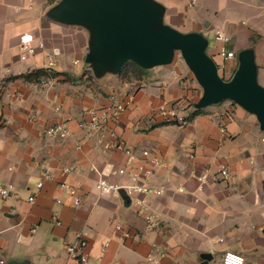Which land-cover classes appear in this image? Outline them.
<instances>
[{"label":"crops","instance_id":"1","mask_svg":"<svg viewBox=\"0 0 264 264\" xmlns=\"http://www.w3.org/2000/svg\"><path fill=\"white\" fill-rule=\"evenodd\" d=\"M147 1L158 8L155 28L206 40L205 52L223 81L231 80L241 54L249 52L264 88V0ZM62 6V0H0V187L11 186L9 195L0 194V259L79 264L66 246L81 234L88 241L87 264H200L208 252L206 264H222L226 250L241 253L244 264H264V130L257 115L231 100L197 107L203 88L176 52L168 63L138 65L124 81L114 59L111 66L104 60L97 76L89 68L78 73L74 66L95 54L98 40L90 22L59 17ZM216 30L228 40H215ZM23 37H31L34 48L25 58ZM221 47L234 56L223 57ZM52 51L55 74L41 78L53 83L12 78L45 70ZM129 95L125 111L104 129L79 127L88 122L87 110ZM170 112L174 118H167ZM57 122L69 126L68 137L46 135ZM100 136L137 154L147 149L157 155L160 164L146 181L162 193L99 195L94 185L100 174L127 182L109 175L125 163L124 151L104 149ZM219 162L228 168L226 179L216 174ZM203 171L204 182L192 176ZM62 181L78 189L80 206L71 205L58 186ZM117 221L130 238L112 234Z\"/></svg>","mask_w":264,"mask_h":264},{"label":"water","instance_id":"2","mask_svg":"<svg viewBox=\"0 0 264 264\" xmlns=\"http://www.w3.org/2000/svg\"><path fill=\"white\" fill-rule=\"evenodd\" d=\"M62 4L59 17L86 20L94 26L98 43L93 53H108L120 65L131 60L145 68L170 62L178 49L203 88L197 107L234 101L255 113L264 130V88L256 83L249 52L241 54L237 71L225 82L205 52L206 40L201 35H185L172 28H155L158 8L147 0H62ZM200 258V264H206L211 254L203 253ZM7 264L19 262L10 260Z\"/></svg>","mask_w":264,"mask_h":264},{"label":"built area","instance_id":"3","mask_svg":"<svg viewBox=\"0 0 264 264\" xmlns=\"http://www.w3.org/2000/svg\"><path fill=\"white\" fill-rule=\"evenodd\" d=\"M214 38L217 41H226L228 37L224 35L222 32L216 30L214 32ZM31 37L22 38L21 50L23 52L22 58H25L27 54H33L34 48L31 45ZM39 47H43V42H37ZM219 53L226 58H230L234 56V52L226 51L223 47L219 48ZM56 65L55 53L48 52L46 55V64L45 70L50 72ZM41 83L50 84L53 83V79L51 77H43L39 80ZM110 104L108 106H104L97 109H89L87 110L88 122H80L79 127L88 126L94 130H102L105 128L107 122L113 118L118 117L121 113H123L129 104L132 101V96H126L125 99H114V97H110ZM60 107L56 105L54 110L58 111ZM167 118H174L175 114L170 112ZM177 123L185 124L186 120L183 118H178L176 120ZM224 131V130H222ZM45 133L51 137L58 138H66L71 134V130L69 126H67L64 122H57L52 125H49L45 128ZM99 142L102 144L104 149L116 148L123 150L126 159L123 166L111 169L109 171V175H121L126 176L127 182L124 184H117L110 182L103 174L95 181V190L101 196H108L114 193H119L122 191L125 195H131L133 193H143V194H161L162 188L150 186L147 184V179L152 175L153 169L156 166H159L160 159L157 155L151 154L149 150L142 149L139 154H137L134 150L130 148H125L122 142L117 141H103L101 140V136L99 138ZM216 174L222 178L226 179L229 176L228 168L223 162H219L215 166ZM192 176L195 177L200 182H204L207 177V172L203 171L200 174L192 172ZM140 181H143L140 183ZM41 186V182L38 183V187ZM58 186L66 192V194L71 199V205L73 207H78L81 205V196L78 192V189L68 182L62 181L58 183ZM11 191V186H1L0 194L2 196L9 195ZM29 201H33V197H29ZM56 202H60V200H56ZM149 221V219H148ZM112 234L114 236H118L121 239L130 238V232L124 228V225L121 221H117L112 230ZM108 242H105L100 251L103 253L106 250ZM88 241L84 238L83 235L79 234L76 239L75 244H69L66 246V251L70 258H73L78 261L79 264H87L88 260V252H87ZM240 257L243 258L244 264V256L236 251L226 250L223 252L221 256L222 264H236L235 258ZM5 262L0 259V264H4Z\"/></svg>","mask_w":264,"mask_h":264},{"label":"trees","instance_id":"4","mask_svg":"<svg viewBox=\"0 0 264 264\" xmlns=\"http://www.w3.org/2000/svg\"><path fill=\"white\" fill-rule=\"evenodd\" d=\"M137 68L138 65L131 61V60H125L121 63L120 65V71H119V77L122 81L126 80L128 78L129 73H133L134 75L137 74ZM55 73H50L46 72L44 69H36L32 70L26 74H22L19 76L12 77L13 79L15 78H23L24 80L27 81H36L39 80L42 76L46 75H54ZM200 108H196L190 118H192L195 114L198 113Z\"/></svg>","mask_w":264,"mask_h":264},{"label":"rangeland","instance_id":"5","mask_svg":"<svg viewBox=\"0 0 264 264\" xmlns=\"http://www.w3.org/2000/svg\"><path fill=\"white\" fill-rule=\"evenodd\" d=\"M175 52L179 55H181L180 50L175 49ZM97 55L94 57V55ZM95 54H88L87 56H85L83 59L79 60V64L74 66L75 70L80 73L85 69H90L91 72L97 76V74L102 71V67L105 63L107 64H112V61H110L111 57L109 55H99L100 52H95ZM110 57V58H109ZM104 60H108V62L104 63ZM111 66V65H110ZM119 69V68H118ZM118 70L115 72L117 73ZM257 83V81H256ZM259 85V84H258Z\"/></svg>","mask_w":264,"mask_h":264},{"label":"clouds","instance_id":"6","mask_svg":"<svg viewBox=\"0 0 264 264\" xmlns=\"http://www.w3.org/2000/svg\"><path fill=\"white\" fill-rule=\"evenodd\" d=\"M236 264H243V258L237 257L235 258Z\"/></svg>","mask_w":264,"mask_h":264}]
</instances>
